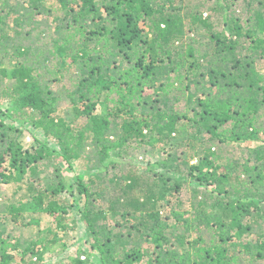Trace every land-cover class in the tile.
<instances>
[{"label":"trees","instance_id":"obj_1","mask_svg":"<svg viewBox=\"0 0 264 264\" xmlns=\"http://www.w3.org/2000/svg\"><path fill=\"white\" fill-rule=\"evenodd\" d=\"M211 1L0 0V77L15 83L0 102L12 120L55 139L67 162L83 159L87 143L104 163L113 151L124 157L152 140L191 153L176 165L162 161V173L114 174L112 163L77 183L71 194L85 203L81 220L103 264H264V147L249 149L244 161L223 163L221 155L230 141L264 135V70L256 63L264 61V0H243L246 12L239 0L203 11ZM34 32L48 33L46 47L30 44ZM199 32L208 40L201 60L202 39L191 35ZM9 58L12 71L3 67ZM40 70L62 85L81 125L58 117L60 96ZM181 90L185 112L171 104ZM20 135L0 119V182L22 181L53 157L48 146L26 149ZM186 187L188 205L180 196ZM64 189L60 174L44 187L30 184L28 201L9 206L11 222L30 226L25 215L33 210L66 230L73 204ZM4 231L0 264H15L18 250L42 263V246L12 243Z\"/></svg>","mask_w":264,"mask_h":264},{"label":"rangeland","instance_id":"obj_2","mask_svg":"<svg viewBox=\"0 0 264 264\" xmlns=\"http://www.w3.org/2000/svg\"><path fill=\"white\" fill-rule=\"evenodd\" d=\"M191 4L197 5L202 0H189ZM218 0H213L211 2H206L202 10L204 11L208 7L213 6ZM236 5L240 10H245L243 0L237 1ZM43 15L37 17L40 21L43 20ZM215 20L214 28L218 31L222 30V26L218 22L220 15L214 17ZM217 20V21H216ZM187 30V29H186ZM23 31L22 37H26L27 28ZM47 34L45 33L40 36L38 33L34 32L30 37V44H34L37 48L42 49L47 46ZM192 36L201 38L202 42L197 45L199 52L197 53L196 59H202V55L206 50L203 42H207V35L202 33H194ZM206 35V36H205ZM191 36V37H192ZM21 37V38H22ZM257 67L264 70V61L258 60ZM3 67L12 71L10 65V58L4 61ZM44 79V85H49L53 92L60 96V100L57 107V115L63 118L68 123L74 120L73 104L71 100L67 97L66 93L62 91L61 86L56 83L50 82L51 76L43 70L40 72ZM69 78L65 82H69ZM197 80L201 81L200 78ZM51 83V84H50ZM14 81L10 79L0 77V93L5 88H11L14 85ZM195 89V87L193 86ZM31 90H28L30 92ZM181 90L174 92L170 95L171 104L173 103L175 107L185 112L188 108L186 101H184ZM65 93V94H64ZM1 97V95H0ZM2 100V99H1ZM8 102H0V119L4 120L9 125H14L20 128L21 135L19 140L26 149L34 150L41 146L50 147L53 152V157L49 160H44L42 163L38 164V169L35 172L29 171L23 178L22 181H12L10 183L0 182V233L5 230L3 237L8 239L12 243L21 242L24 246H27L30 242H35L38 247L42 246L43 249V261L40 264H76L77 260L80 259L84 264H103L100 259L99 252L94 249L89 240L88 232L85 223L81 220V212L84 209V201L80 200L76 195H72V190L75 189L77 183L80 180L87 181L91 175H96L105 169L109 165L114 163L115 167L112 166V171L114 174H123L128 170H136L142 174L149 172V170H155V172L162 173L163 170L159 166L162 161L173 163L176 165L175 160L180 158L181 163L185 159H189L191 153L186 150L183 145H163L157 140H152L149 145L142 147L133 146L129 147L127 153L124 157H120L118 151L111 152L110 158L106 162H101L100 157L97 153V149L91 143H87L86 151H84L83 159L74 160L72 162H67L63 159L60 154L59 146L55 139L47 140L44 134L36 129L34 126L23 123L21 121L12 120L8 114ZM160 108L163 109L162 104ZM104 111L103 107H98L97 113L101 114ZM194 113V112H193ZM74 126H79L82 124V120H74ZM223 146V151L221 155L223 158V163L228 161L227 159H233L235 161H244L247 159V152L249 149H257L264 147V135L260 136L258 141L254 142H234L226 143ZM193 164L197 163V160H193ZM117 166V167H116ZM5 171L9 172V165L6 163L4 165ZM111 167V166H110ZM57 174H60L63 178L65 189L63 191V196L68 199L69 204H73V208L68 215H66V220L64 225L67 229H62L58 226V218L56 216H51L43 212L37 213L33 210L25 215L26 219L24 223H32L30 226H20L11 222L9 214V206L20 201H28V186L30 184H35L36 186L44 187L48 183L52 184L57 181ZM240 177V176H239ZM241 181L245 179L242 175ZM240 184V183H239ZM42 185V186H41ZM109 191H112L110 189ZM108 191V193H109ZM112 193H109V195ZM181 198L185 201L186 205L189 204V198L192 196L190 190L186 187L180 194ZM101 202V199H100ZM102 203H105L102 199ZM99 205V204H97ZM172 209V208H171ZM177 209V208H176ZM178 210V209H177ZM32 221H36L33 223ZM15 264H31L36 263V259L31 257H25L22 255L21 250L14 252Z\"/></svg>","mask_w":264,"mask_h":264}]
</instances>
